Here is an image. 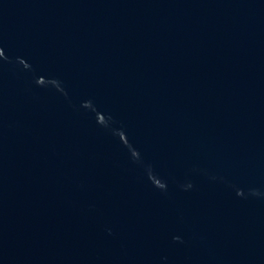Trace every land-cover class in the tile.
I'll return each instance as SVG.
<instances>
[{
	"label": "water",
	"instance_id": "obj_1",
	"mask_svg": "<svg viewBox=\"0 0 264 264\" xmlns=\"http://www.w3.org/2000/svg\"><path fill=\"white\" fill-rule=\"evenodd\" d=\"M0 264H264V0H0Z\"/></svg>",
	"mask_w": 264,
	"mask_h": 264
}]
</instances>
